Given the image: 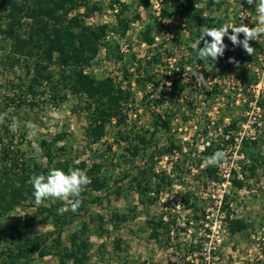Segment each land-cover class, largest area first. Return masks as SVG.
I'll return each mask as SVG.
<instances>
[{
  "label": "trees",
  "instance_id": "trees-1",
  "mask_svg": "<svg viewBox=\"0 0 264 264\" xmlns=\"http://www.w3.org/2000/svg\"><path fill=\"white\" fill-rule=\"evenodd\" d=\"M105 1L110 2L111 10L121 4L120 0H0V51L4 54L0 64L3 71L9 76L13 75L5 79L0 75V114L7 113L4 123L0 124V220L18 208H34L52 226V230L37 237L24 238L18 235L11 246L0 250V264H30L35 255L40 258L55 256L58 264H105L101 261L106 259L107 244L100 247V262L92 263L91 235L96 234L100 239L111 237L123 226L139 218L140 208L148 211L160 204L162 196L176 184H183L187 175L185 166L189 156L185 153V147L176 140L170 115L156 120L152 131L130 125V116L134 113L133 118H137L139 111V104L132 93L133 76L128 71V64L136 60L135 55H131L124 64L122 82L103 72H90L95 66L103 64L104 56H114L119 49L118 38L126 37L133 23L142 21L139 14L129 15L131 7L123 4L115 27L89 24L88 20L102 11L101 2ZM142 6L148 17L139 33V39L141 43L153 47L155 38L164 35L168 26L152 16L149 2ZM247 8H252V5L247 3ZM229 9V0H210L206 4L204 0H168L167 7L161 13V20L169 21L176 14L195 42L201 26H222ZM80 10H83L82 15L78 14ZM214 14L217 16L214 17ZM111 32L116 35L115 39L110 38ZM207 39L210 41L211 38ZM252 44L250 41V45L257 50V58L263 53V48ZM260 44L263 45V42ZM200 47H203V41ZM186 48L184 61L192 72L223 64L221 58L216 61L211 58L197 60L196 50L193 47ZM124 57L120 55L118 60L123 61ZM137 62L140 63L137 71L141 73L144 68L146 75L137 78L136 82L140 88L145 89L148 83L155 82V76L150 72L156 64H163L161 54L157 53L150 60L146 58L144 66L141 61ZM165 67L169 68L168 64ZM171 72L174 91L177 89L175 92L184 93L188 83L180 77L181 72ZM253 84L258 85L259 81L255 80ZM214 87H218V84ZM163 96L168 97V92L164 91ZM249 97V102L241 108L244 117L233 119L228 125L222 121L223 128L218 127L221 131L216 139L206 131L208 138L202 152L205 161L217 150L227 153L236 147V132L247 122V112L253 109L251 104L256 103L255 112L258 116L252 123L255 136L250 140L241 139L238 151L242 157L239 165L241 175L235 170L231 171L232 186L237 191L245 188L247 180L258 177L260 170L264 173V93L258 98L252 95ZM71 99L77 102L73 112L86 119L85 153L92 152L94 146L102 144L109 131L114 129L115 144L120 148L123 146V163L117 161L114 165L111 160L107 166V160H103L104 155L100 157L101 161L91 165L79 161V156L70 155L73 147L69 135L64 131L55 135L40 134L37 147H32L27 127L23 125V113L27 115L25 122L31 121L29 114L34 113V123L41 130L46 123L39 117L38 111L48 114L60 110ZM164 100H157L156 103L163 104ZM149 101L145 100L144 103L149 105ZM235 105L233 108H239ZM188 107L192 110L190 102ZM12 117L19 121L15 133L9 130ZM222 119H226V114L219 120ZM162 131L167 135V146L163 150L153 149ZM112 147L108 149L112 151ZM165 158H176L170 173L157 169L160 160ZM140 159L142 164L137 163ZM54 168L65 173L69 168H79L90 178V183L81 194L82 203L77 211L58 214V209L68 207V202L61 200L49 199L39 206L35 205L31 177L34 174L47 175ZM117 170H121L118 176L114 173ZM218 170L217 166H205L202 171H198L197 178L203 179V184L204 181L218 179ZM132 195L137 198L138 205H129L123 212L112 211L107 216L91 212L92 207L102 205L104 200L111 203L112 199L120 201ZM182 202L185 210L191 214L185 223L186 227L191 226V223L198 226L207 221L209 215L198 203L193 191H186ZM220 212L232 236L248 232L253 226L250 221L233 215L229 195L223 197ZM146 224L150 238L161 246L171 245L181 232H187V229L179 227L175 217L167 216L164 212L149 217ZM74 225L77 229L70 234L66 244L64 234ZM121 242L119 238L114 239L119 251L122 250ZM203 247L204 239L197 241L195 238L190 246L191 254L200 253ZM184 264L190 263L184 261Z\"/></svg>",
  "mask_w": 264,
  "mask_h": 264
},
{
  "label": "rangeland",
  "instance_id": "rangeland-1",
  "mask_svg": "<svg viewBox=\"0 0 264 264\" xmlns=\"http://www.w3.org/2000/svg\"><path fill=\"white\" fill-rule=\"evenodd\" d=\"M152 1H154V4H162L163 6L161 7L163 9L167 7L168 0H163L164 2H161V0ZM208 1L210 0H204V4ZM229 1L230 8L232 7L234 11L228 10L225 23L239 26V15L243 13V19H246L245 22L247 23L244 24L249 27H255L257 24L255 3L252 4V8H247V0ZM101 3L103 6L102 11L97 12L88 22L92 25L109 23L111 27H114L117 17L115 18L114 13H111L110 2ZM120 3L117 6L118 14L121 12V5L125 4L131 7L129 15L132 16L133 13L139 14L142 17V21L133 23L126 37L118 38L119 49L114 56L107 58L102 56L103 64L95 66L94 70H90V72H103L105 75H111L119 82H122L124 81V64L131 55H135L136 60L141 61L144 66L146 65V58L150 60L151 57L160 53L163 64H156L151 70L150 74L155 76V82L148 83L145 89L140 88L136 82L137 78L146 75L145 69L143 68L141 73H139L137 67L140 63L138 64L136 60L128 64V71L133 76L131 80L132 93L135 101L139 104L138 117L133 118V113L130 116L132 117L130 125L152 131L154 129L153 123L156 120L165 119V115H170L173 122L172 131L175 133L179 144L185 147V153L189 156V160L185 166L187 175L183 184H176L170 192L165 193L160 204L148 211L140 208L138 210L141 212L139 218L123 226L118 232L113 233L111 237L100 239L96 234L91 235L90 240L93 244L92 263L100 262V247L102 244H107L106 259L101 261L105 264H184V261L190 264H264V173L260 170L258 177L247 180L245 188L241 191L233 189V178L231 176L232 170L241 175L239 165L242 157L238 151L241 147V139L250 140L255 136L252 121L258 116L256 112L252 115L251 124L247 120L236 132L237 146L227 152V162L217 166L219 169L218 179L204 181L203 184L201 183L203 179L198 180L197 178V175H199L198 171H202L205 167L202 152L206 147L207 134L212 133V137L216 139L221 131L218 130V127L223 128L222 121H224V125H228L233 119L239 120L244 117V111L242 112L243 109L241 108L245 104L243 100L248 98L250 89L248 84L252 85L255 80L259 79L262 81L259 89L261 93L264 91V70L260 67L262 64L255 56L257 50H255L253 55H249L241 46H234L225 37L224 43L227 47L223 57L220 58L228 63L227 66L221 64L216 68L211 66L208 70H200L205 79L209 80L207 87L197 85L196 78L191 80L190 77H187L189 79L188 89L184 93L175 92L177 89L174 91V86L169 84L173 83V73L171 71L175 69L167 68L165 64L172 61L174 64L177 63V67L180 69L175 71L181 72V74L186 72L184 70L186 65L184 60L187 56L186 47H193L192 45L194 44L191 35L186 28L182 27L183 23L175 14L168 21V31L161 35V41L155 48L142 47L139 33L146 25L148 17L142 5L148 2L145 0H120ZM153 10L151 6L150 11L155 18ZM82 13L83 10L78 11L79 15H82ZM213 16L216 17L217 14ZM240 39H243L242 35H240ZM120 55L126 56L123 61L118 60ZM3 56L4 54H1L0 51V59H3ZM230 58H234L238 62L236 67H230V65L234 64L229 62ZM223 67L224 69H222ZM217 68L220 71H224L226 68L228 70L221 76L216 70ZM2 69L4 68L0 64V75L5 79L9 74ZM166 69H169V71ZM9 77H13V75ZM214 83L220 84H218V87H214ZM169 88L172 90H169ZM241 89L242 92H240ZM215 90L217 92L214 93ZM164 91L169 94L166 98H163ZM215 95H217L216 98ZM148 97L151 101H149ZM227 97H230V99ZM162 99H165L163 104L156 103L157 100L161 101ZM145 100L149 101L150 104H145ZM189 102L192 104V110L188 107ZM76 103L75 100L71 99L60 110L49 112L48 114L38 111L39 117L44 119L46 126L41 130L39 125L34 130L26 129L28 140L32 143V147H37V139L40 134L46 135L49 133L50 135H55L64 131L69 135L70 145L73 147V152L70 155L73 157L79 156V161H86L91 165L96 161H101L102 158L100 157L104 155L103 160H107V166L111 160H113L114 165H116L117 161L123 163V146L120 148L115 144L116 130L114 129L109 131L102 144L94 146L92 152L88 151L85 153L86 119L84 116L73 112V107ZM228 104L230 105L229 108ZM234 104L239 108H233ZM225 114L226 119L219 120ZM34 115L31 112L29 114L33 123ZM22 117L23 125H25L26 113H23ZM214 124L217 126H214ZM206 131L207 134H205ZM157 137L153 149L163 150L168 143L167 135L162 131ZM111 145L113 146L112 151L108 149ZM201 160L202 162H200ZM246 161L248 163V160ZM174 162H176V158L160 160L157 169L158 171L166 170L170 173ZM137 163L142 164V160H138ZM120 171H115V175L118 176ZM188 190L195 193L198 203L209 215L207 221L201 222L198 226L193 223L189 227L185 225L191 214L185 210L182 196ZM225 195L230 196L233 215L239 219H246L253 225L248 232L236 236L229 234L228 228L224 223V215L220 212L221 203ZM129 205L130 207L138 205L135 195L120 201L112 199L111 203L104 200L102 205L92 207L91 212L107 216L112 211L123 212L129 208ZM163 212L167 216L175 217L180 228L187 229V232H181L179 238L173 240V243L169 246L165 244L161 246L152 240L146 224L149 217L160 215ZM30 218H33V220H30ZM76 229L77 227L74 225L66 231L64 234L66 244H68V237ZM50 230H52L50 223L44 217L39 216L34 208H18L0 220V250H6L7 247L11 246L18 235L24 238L37 237ZM116 238L122 241L121 251L116 248L114 243ZM195 238L197 241L204 239V247L200 253L191 254L190 246ZM30 264H58V260L52 255L45 258L35 255Z\"/></svg>",
  "mask_w": 264,
  "mask_h": 264
},
{
  "label": "clouds",
  "instance_id": "clouds-1",
  "mask_svg": "<svg viewBox=\"0 0 264 264\" xmlns=\"http://www.w3.org/2000/svg\"><path fill=\"white\" fill-rule=\"evenodd\" d=\"M247 3L249 5L255 3V12L257 15V24L255 27H249L244 24V17H241L239 26L227 22L220 27L201 26L199 29L200 34L192 45L196 50L197 60L211 58L212 61H216L218 58L223 57L227 47L224 43L225 37L234 46H241L247 54L253 55L255 53V49L250 46V41H260L264 38V0H247ZM241 34H243V39H240ZM207 38H211L210 41ZM202 41L203 47H200ZM229 62L238 64L234 58H230ZM191 76L196 78L197 85L208 86L209 80H206L200 72L193 71ZM6 117L7 113L0 114V124L4 123ZM11 120L9 130L15 133L19 121L16 117H12ZM25 126L30 130H34L37 127L32 121L25 122ZM226 162L227 153L222 150H217L205 159L204 166H220ZM30 183L34 188L33 197L36 206L41 205L45 200L49 199L67 201L68 207L58 209V214L62 215L69 210L73 212L78 210L82 203L81 194L90 183V178L86 172L79 168H69L67 173L54 168L47 175L34 174L30 179ZM29 202H32L31 199Z\"/></svg>",
  "mask_w": 264,
  "mask_h": 264
},
{
  "label": "built area",
  "instance_id": "built-area-1",
  "mask_svg": "<svg viewBox=\"0 0 264 264\" xmlns=\"http://www.w3.org/2000/svg\"><path fill=\"white\" fill-rule=\"evenodd\" d=\"M145 1H147V2H149L150 4H151V6H152V8L154 9L153 10V12H154V15H155V18L156 19H158L159 21H162L163 22V24L165 25V26H169L168 25V21H163V20H161V13L163 12V7H161V6H163L162 4H160V3H157V4H154V1H152V0H145ZM163 0H161V2H162ZM164 2V1H163ZM232 8V7H231ZM230 8V11H234L233 10V8L231 9ZM118 9H117V7H115V10H111V13H114V17L116 18L117 17V15H118ZM239 19H238V21L239 22H241V17H243V13L241 14V15H239ZM245 20L246 19H243V23H246L245 22ZM90 24V23H89ZM104 24H107V25H110L109 23H104ZM247 24V23H246ZM92 25V24H91ZM117 25V18L115 19V23H114V27ZM182 27H184L185 28V25L183 24L182 25ZM242 36H243V34H241ZM110 38L111 39H115L116 38V35L114 34V32H111L110 33ZM118 38V37H117ZM161 41V36H157L156 38H155V45L153 46V47H151V46H149L147 43H141V46L142 47H145V48H148V49H153L159 42ZM263 42V45L262 44H260V43H262ZM252 43L253 44H257V45H259V46H261L262 48H263V53H261V54H259L258 56H257V58H258V60H259V62L262 64L260 67L262 68V70H264V38L263 39H261L260 41H252ZM252 44V45H253ZM223 62V65L224 66H227V64L228 63H226V61H222ZM169 68H171V69H175V70H177V71H179V68L177 67V63H172V61H169ZM226 64V65H225ZM216 65V64H215ZM237 66V64L236 63H234V64H232V65H230V67L231 68H234V67H236ZM259 67V68H260ZM185 69V73L184 74H180V77L182 78V79H184V81L186 82V83H188L189 82V79L187 78V77H190L191 78V80H192V78H193V76H191V67H189V66H185L184 67ZM217 71H218V73H219V75H221V76H223L226 72H227V68L222 72V71H220L218 68L216 69ZM200 72V71H199ZM258 81H259V84L258 85H254V84H252V85H250L248 88H250L249 89V93H248V98L246 99H244L243 100V103H248L249 102V99H250V97H249V95H252V97H254V98H258L260 95H262L263 93H264V91L261 93V91H260V86H261V80H259L258 79ZM119 82V81H118ZM170 84V86H171V84L172 83H169ZM214 84H220V83H214ZM213 85V84H212ZM249 85V84H248ZM246 87V86H245ZM169 90H172V89H170L169 88ZM240 92H242V89L240 90ZM239 96H241V95H239ZM251 107H253V109H252V111L251 112H247V116L246 117H249L248 118V122L251 124V120H252V115L255 113V107H256V103H252L251 104ZM255 121V118H254V120L252 121V122H254Z\"/></svg>",
  "mask_w": 264,
  "mask_h": 264
}]
</instances>
